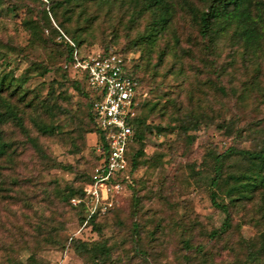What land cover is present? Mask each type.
<instances>
[{
    "label": "rangeland",
    "instance_id": "obj_1",
    "mask_svg": "<svg viewBox=\"0 0 264 264\" xmlns=\"http://www.w3.org/2000/svg\"><path fill=\"white\" fill-rule=\"evenodd\" d=\"M13 1L0 3V73L10 72L20 80L33 63L54 67L44 76L31 71L23 83L45 99L50 81L62 80L57 67L63 56L52 39L47 45L30 42L24 21L38 19L29 16L26 8H16ZM103 26L88 33L80 47L83 54L99 53L110 41V35L102 33ZM262 32V40L245 51L243 42L233 36V28L221 33L215 48L226 69L220 78L199 72L193 64L200 62L190 56L176 62L171 55L156 75L152 70L143 74V91L148 93L143 103H158L150 121L168 127L166 133L147 135V156L162 153V159L130 174L135 183L138 180L136 193L127 191L120 196L116 214L108 219L102 234L90 227L82 229L79 213L63 199L67 187L81 184L77 174L48 168L33 148L20 150L16 163L8 164L0 177V264H92L73 251L72 237L109 239L114 251L104 264H264V254L256 259L248 256L249 246L259 247L264 235V219L258 221L257 211L261 195L244 206H232L230 227L214 234L221 231L226 214L213 205L214 188L209 181L213 149L223 153L230 147L257 150L264 145ZM123 44H113L110 51L124 55L130 65L135 58L141 59L145 69L147 57L141 48L125 54L120 50ZM57 91L62 92L56 103L76 109L78 117L58 120L42 110L44 120L55 119L63 129H72L81 120L88 123L85 97L72 88ZM188 114L202 119L198 129L186 134L181 123ZM40 141L50 157L75 164L79 172L91 170L98 146L96 133L85 134V144L77 154L59 137L41 136ZM233 158L242 163L241 156Z\"/></svg>",
    "mask_w": 264,
    "mask_h": 264
},
{
    "label": "trees",
    "instance_id": "obj_2",
    "mask_svg": "<svg viewBox=\"0 0 264 264\" xmlns=\"http://www.w3.org/2000/svg\"><path fill=\"white\" fill-rule=\"evenodd\" d=\"M6 1L0 0V3ZM13 2L16 8L24 7L29 11V16H36L38 19L24 21V27L30 34V42L47 45L52 39L58 46V52L63 56L62 63L57 67L62 74V80L50 81L47 97L41 99L38 93L24 88L23 83L30 78L31 71H38L44 76L54 67L43 62L33 63L26 69L25 77L20 80L10 72L0 73V177L3 170L9 168L8 164L16 163L20 150L24 148L25 152L26 148H33L40 163L46 164L48 168H62L77 174V180L81 184L70 185L63 194L65 202L77 212V208L71 204V199L83 195V188L90 182L94 168L105 156L106 151H99V147H108L105 131L96 124L93 112V103L99 97L95 90L89 88L87 78L73 68V53L77 49L79 55H84L80 47L87 41L86 36L90 31L99 24L107 25L103 26L102 33H108L110 41L104 43L101 51L104 54L110 52L113 44L118 45L121 41H124V44L119 49L125 54L141 48L142 56L147 57L146 68L141 64V59L138 61L135 58L132 65L128 63V73L142 85L146 83L143 74L148 70L154 71L155 74L156 69H159L170 55L176 62L190 56L194 61L200 62L193 64L199 72L220 78L226 69L224 63L218 61L215 48L221 33L233 28V36L243 42L245 51L254 48L256 42L258 44L262 40L264 31V0H50L47 4L42 0ZM46 29H49L48 35L45 34ZM195 47L199 49L201 56L195 52ZM153 54L156 58L154 62ZM58 88H72L85 97L88 123L81 120L74 128L63 129L55 122V119L64 117H78L76 109H68L64 104L56 103L62 92H58ZM166 105L160 109L162 115ZM157 106L156 102L142 103L138 115L130 120L134 129V137L127 151L131 176L145 165H157L162 159V153L148 157L146 151L148 134H163L168 130V127L150 121V116ZM56 107L58 111L54 110ZM42 110L54 114L55 119L44 120ZM201 119L202 117L196 118L188 114L181 123L184 133L187 134L189 129H198ZM87 133H96L98 137L95 161L89 171H76L75 164L63 163L50 157L40 141L41 136L59 137L68 144L72 154H77L83 149ZM188 139L192 141L193 137L188 135ZM235 155L241 156L242 163L233 158ZM209 156L212 159L209 181L214 188L211 191L212 203L226 214L221 231L216 230L214 234L230 227L232 206H244L260 195L258 221L264 219V145L257 150L230 147L223 153L213 149ZM243 161L247 164L244 165ZM136 183L134 180L128 182L124 193H136ZM224 198L228 201H224ZM117 209L115 204L107 215L93 216L88 227L102 234L108 219L116 214ZM79 216L82 221L83 218ZM260 238L259 247L254 244L249 246V257L256 259L264 254V235ZM70 246L76 254L87 257L92 264L106 263L114 251L109 239L105 237L94 241L72 237Z\"/></svg>",
    "mask_w": 264,
    "mask_h": 264
},
{
    "label": "built area",
    "instance_id": "obj_3",
    "mask_svg": "<svg viewBox=\"0 0 264 264\" xmlns=\"http://www.w3.org/2000/svg\"><path fill=\"white\" fill-rule=\"evenodd\" d=\"M73 55V68L87 78L89 88L99 97L93 103V112L108 142L107 149L99 147V151L106 153L84 186L83 195L71 199L83 218L81 228L84 229L93 216L107 215L124 193L125 185L132 181L127 157L128 145L134 137L130 120L138 115L148 93L128 73L124 55L113 50L106 54L79 55L77 49Z\"/></svg>",
    "mask_w": 264,
    "mask_h": 264
}]
</instances>
